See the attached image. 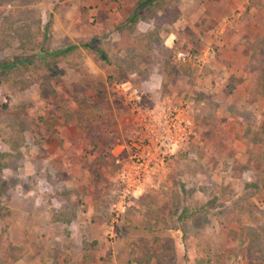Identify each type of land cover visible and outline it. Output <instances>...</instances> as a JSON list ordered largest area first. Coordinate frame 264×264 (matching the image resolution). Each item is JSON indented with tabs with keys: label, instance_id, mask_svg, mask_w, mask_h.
Returning <instances> with one entry per match:
<instances>
[{
	"label": "rangeland",
	"instance_id": "rangeland-1",
	"mask_svg": "<svg viewBox=\"0 0 264 264\" xmlns=\"http://www.w3.org/2000/svg\"><path fill=\"white\" fill-rule=\"evenodd\" d=\"M139 1L0 0V63L19 62L0 72V233L24 250L16 264H128L130 228L149 223L161 224L150 243L169 264H247L253 238L264 249V92L248 78L264 0L230 38L218 0H201L211 11L199 17L200 0L143 5L128 29ZM148 6L155 16L143 17ZM178 49L203 61L180 64ZM187 97L194 134L160 185L120 205L112 151L138 134L134 104ZM204 204L199 220L179 219Z\"/></svg>",
	"mask_w": 264,
	"mask_h": 264
},
{
	"label": "built area",
	"instance_id": "built-area-1",
	"mask_svg": "<svg viewBox=\"0 0 264 264\" xmlns=\"http://www.w3.org/2000/svg\"><path fill=\"white\" fill-rule=\"evenodd\" d=\"M203 54L193 49H178L174 59L180 64L201 63ZM194 105L193 97L180 101L167 98L149 108L134 104L138 134L112 151L119 167L120 205L131 202L141 189L157 187L163 179L173 152L194 134Z\"/></svg>",
	"mask_w": 264,
	"mask_h": 264
},
{
	"label": "trees",
	"instance_id": "trees-1",
	"mask_svg": "<svg viewBox=\"0 0 264 264\" xmlns=\"http://www.w3.org/2000/svg\"><path fill=\"white\" fill-rule=\"evenodd\" d=\"M159 0H140L132 12L130 16L127 17V19L123 22L124 24H130L129 28L132 24H135L139 18V8L143 5H152L153 3H158ZM147 10L150 13L143 12V17L149 16L153 17L155 16V11L151 9L149 6ZM171 11V10H170ZM180 16V11L174 12L173 16L169 19H163V17H158L160 19L157 20V26H161L165 22H174L177 18ZM42 22V18L38 17L34 21V23H30V25L39 24ZM127 27H123L121 30L126 32ZM30 32V30H29ZM85 47H93L98 52L101 57L106 60L107 62H110V59L107 57V55L103 52L102 49L96 47L92 41H87L85 43H82ZM78 45L71 44L67 47H65L62 50H55V55L58 54H67L69 51L77 48ZM54 55V54H53ZM17 61L13 62H1L0 63V72L1 69L4 68H10L11 66H15ZM249 82L253 88L254 91H263L264 92V37H261L258 39V43L255 46L253 52L251 53L249 63ZM138 103V102H137ZM139 105L149 108L153 105H143L141 102H139ZM113 154V153H112ZM185 154V153H184ZM2 157L7 156L5 153H0ZM186 155V154H185ZM114 157V156H113ZM162 183V180L158 181V185ZM147 189H150L149 187ZM208 207L207 204H204L202 206H194L190 205L189 207H185L181 214L179 215V219H189L190 217L194 216V219L199 220L198 214L200 211H205ZM0 215H2L0 213ZM149 223V222H148ZM161 224L160 223H149L146 225H133L129 233H138L136 236H132L133 241L129 243V245H133L134 249L130 252L129 258H128V264H169V261L166 259V256L169 254L167 251L163 250V248L154 247L153 243H150V238L157 239L159 238L161 234L160 229ZM257 238H253L249 240L248 244V252H247V258L248 263L247 264H255V261L257 259L261 258V254H258L257 251H255L256 245H260V247L257 248V250H261L263 246L260 241H256ZM24 255V250L20 248L17 245H14L6 236V229H4L0 233V264H16L17 260H19ZM264 257V255L262 256Z\"/></svg>",
	"mask_w": 264,
	"mask_h": 264
},
{
	"label": "crops",
	"instance_id": "crops-1",
	"mask_svg": "<svg viewBox=\"0 0 264 264\" xmlns=\"http://www.w3.org/2000/svg\"><path fill=\"white\" fill-rule=\"evenodd\" d=\"M212 3L215 4L216 1L212 2ZM260 4H262V1H260V0H218V5H217V7L219 6L218 9H220V8L223 9L222 19H224V20L221 21L222 22L221 24L223 25L221 30L223 32H225L226 33L225 35H227L228 37H229V32H234L236 37H237L238 36L237 31L243 29L245 26L244 23H247V22L250 23L251 22L250 19L253 18V15L258 13V7H260ZM210 5H211V3L210 4L208 2L204 3V1L200 0L198 5L194 4V7L195 6L196 7L194 8V11L192 13L196 17H199V16H201L202 13H204L203 10H205V8H207ZM185 6H186V8L188 7L186 5V3H185ZM203 7H204V9H203ZM189 8H191V7H189ZM208 8L211 11V7H208ZM239 10H240V12H238ZM184 13L188 14L187 10ZM194 15H192V18H194ZM240 15L242 16V20H239ZM230 17H232V18H230ZM250 25H251V23H250ZM206 29H208L207 25H206ZM233 45L235 46L236 43ZM243 45H244V43H243ZM226 50H227L226 47L221 49V51H225V53L228 54V52ZM236 54L238 56V54H239L238 51ZM180 100H178V101H180Z\"/></svg>",
	"mask_w": 264,
	"mask_h": 264
}]
</instances>
